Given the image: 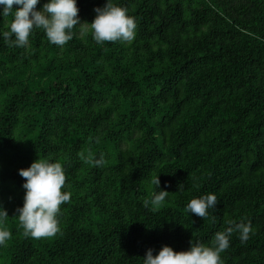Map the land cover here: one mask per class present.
<instances>
[{
  "label": "trees",
  "instance_id": "trees-1",
  "mask_svg": "<svg viewBox=\"0 0 264 264\" xmlns=\"http://www.w3.org/2000/svg\"><path fill=\"white\" fill-rule=\"evenodd\" d=\"M105 2L77 0L85 23L63 47L43 30L9 46L12 16L0 17V207L12 233L0 264H142L148 249L212 246L238 222L253 232L243 244L233 234L223 264H264V0H112L135 18V39L97 44L87 23ZM37 158L63 165L71 193L59 231L40 239L16 215L18 170ZM159 190L166 200L146 205ZM209 193L207 217L187 213Z\"/></svg>",
  "mask_w": 264,
  "mask_h": 264
},
{
  "label": "clouds",
  "instance_id": "clouds-1",
  "mask_svg": "<svg viewBox=\"0 0 264 264\" xmlns=\"http://www.w3.org/2000/svg\"><path fill=\"white\" fill-rule=\"evenodd\" d=\"M39 2L40 0H0V17L12 16L9 31L2 34L9 46L25 47L35 30H43L49 43L63 47L74 38V29L85 23L78 16L77 0H46L37 10ZM94 12V19L87 24L97 44L131 42L135 39V18L127 14L126 8L116 5L112 0H106L104 6L95 8ZM93 163L100 166L103 163L102 157ZM18 174L24 179V196L23 205L16 209V215L25 235L36 239L54 236L59 231L60 206L68 203L71 197L69 191H62L66 184L63 165L37 158L29 167L19 169ZM153 183L159 189L158 175ZM168 195L167 191L159 190L152 195L150 201H146V205L150 203L159 207ZM217 203V196L209 193L191 199L186 205V211L203 219ZM7 217V211L0 207V246L5 245L12 236L2 226ZM252 232L250 222L230 223L224 231L214 235L212 246L190 241V247L186 251H174L170 246H162L155 255L152 249H148L142 264H223L220 254L229 248L233 234H238L243 244L248 241Z\"/></svg>",
  "mask_w": 264,
  "mask_h": 264
}]
</instances>
